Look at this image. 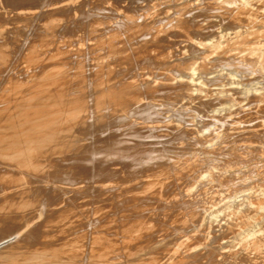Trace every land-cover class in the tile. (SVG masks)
<instances>
[{
    "label": "bare ground",
    "instance_id": "6f19581e",
    "mask_svg": "<svg viewBox=\"0 0 264 264\" xmlns=\"http://www.w3.org/2000/svg\"><path fill=\"white\" fill-rule=\"evenodd\" d=\"M0 264H264V0H0Z\"/></svg>",
    "mask_w": 264,
    "mask_h": 264
}]
</instances>
